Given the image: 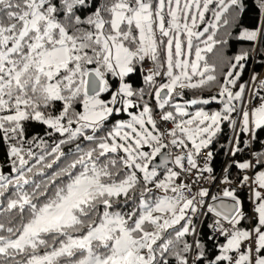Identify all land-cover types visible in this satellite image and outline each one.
Returning a JSON list of instances; mask_svg holds the SVG:
<instances>
[{"label": "snow or ice", "instance_id": "6c2138e0", "mask_svg": "<svg viewBox=\"0 0 264 264\" xmlns=\"http://www.w3.org/2000/svg\"><path fill=\"white\" fill-rule=\"evenodd\" d=\"M248 6L0 0V264H264V74L239 82L264 61V0L251 25Z\"/></svg>", "mask_w": 264, "mask_h": 264}, {"label": "trees", "instance_id": "16d2710c", "mask_svg": "<svg viewBox=\"0 0 264 264\" xmlns=\"http://www.w3.org/2000/svg\"><path fill=\"white\" fill-rule=\"evenodd\" d=\"M248 10L247 13L245 14V16L243 17L244 19V23L246 25H251L255 22V18L257 16V10L254 6V0H248ZM239 45L235 44V43H230L227 46H224L223 48V52L224 55L226 57H230L232 55H234L238 50H239ZM209 57V61L212 62L213 59V54H208ZM264 65V61H262L259 58L250 60L248 62V64L246 65L241 80L239 81L240 83H243L245 81H248L249 78L251 77V74L255 73H260L262 67ZM222 67V66H221ZM221 67L217 68V75L218 77H220L221 74ZM188 91V95L186 96V98H192V92L195 91L197 95L203 94L204 96H209L212 94H215V92L217 91V87L213 86L211 88H205L203 90H187ZM208 109L210 110H215V109H219L220 105L219 104H211L209 106H207ZM34 132H40L41 129L39 126H33L32 129ZM231 135V131L228 127H224L223 133L221 134V136L218 138V143H215L214 146H212V151L214 153V158H213V166H214V170L215 172L218 174L221 170V168L224 165V162L226 160V146L228 143V137ZM264 135V134H262ZM221 145H225V148H222ZM0 158H2V152H0Z\"/></svg>", "mask_w": 264, "mask_h": 264}, {"label": "built area", "instance_id": "2783aa9c", "mask_svg": "<svg viewBox=\"0 0 264 264\" xmlns=\"http://www.w3.org/2000/svg\"><path fill=\"white\" fill-rule=\"evenodd\" d=\"M259 74H264V65H263V67H262V69H261V71H260V73ZM251 76H252V74H251ZM262 94H264V93H262ZM256 103H258V101H255ZM228 159V157L226 156V160ZM219 174V173H218Z\"/></svg>", "mask_w": 264, "mask_h": 264}, {"label": "rangeland", "instance_id": "374dc122", "mask_svg": "<svg viewBox=\"0 0 264 264\" xmlns=\"http://www.w3.org/2000/svg\"><path fill=\"white\" fill-rule=\"evenodd\" d=\"M215 103V102H214ZM215 104H217V103H215ZM218 109V108H217ZM217 109H215V110H217Z\"/></svg>", "mask_w": 264, "mask_h": 264}]
</instances>
